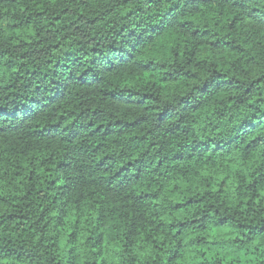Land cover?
Wrapping results in <instances>:
<instances>
[{"label":"trees","instance_id":"1","mask_svg":"<svg viewBox=\"0 0 264 264\" xmlns=\"http://www.w3.org/2000/svg\"><path fill=\"white\" fill-rule=\"evenodd\" d=\"M0 264H264V0H0Z\"/></svg>","mask_w":264,"mask_h":264},{"label":"rangeland","instance_id":"2","mask_svg":"<svg viewBox=\"0 0 264 264\" xmlns=\"http://www.w3.org/2000/svg\"><path fill=\"white\" fill-rule=\"evenodd\" d=\"M66 232L68 233V230H67ZM65 240H66V238H65V239H63V242H65Z\"/></svg>","mask_w":264,"mask_h":264}]
</instances>
